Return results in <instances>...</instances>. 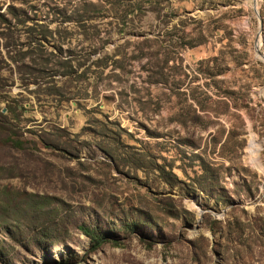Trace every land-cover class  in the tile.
<instances>
[{
	"label": "rangeland",
	"instance_id": "374dc122",
	"mask_svg": "<svg viewBox=\"0 0 264 264\" xmlns=\"http://www.w3.org/2000/svg\"><path fill=\"white\" fill-rule=\"evenodd\" d=\"M252 2L0 0V264H264Z\"/></svg>",
	"mask_w": 264,
	"mask_h": 264
},
{
	"label": "trees",
	"instance_id": "16d2710c",
	"mask_svg": "<svg viewBox=\"0 0 264 264\" xmlns=\"http://www.w3.org/2000/svg\"><path fill=\"white\" fill-rule=\"evenodd\" d=\"M125 228H130L129 224L124 225ZM79 229L89 238L90 241V250H94L97 248L101 243L108 241V235L110 232H104L102 230H96L91 228L87 225L80 224Z\"/></svg>",
	"mask_w": 264,
	"mask_h": 264
},
{
	"label": "water",
	"instance_id": "95a60500",
	"mask_svg": "<svg viewBox=\"0 0 264 264\" xmlns=\"http://www.w3.org/2000/svg\"><path fill=\"white\" fill-rule=\"evenodd\" d=\"M253 5H254L255 12L257 13V10L255 8V0H253Z\"/></svg>",
	"mask_w": 264,
	"mask_h": 264
},
{
	"label": "bare ground",
	"instance_id": "6f19581e",
	"mask_svg": "<svg viewBox=\"0 0 264 264\" xmlns=\"http://www.w3.org/2000/svg\"><path fill=\"white\" fill-rule=\"evenodd\" d=\"M253 3V2H252Z\"/></svg>",
	"mask_w": 264,
	"mask_h": 264
}]
</instances>
